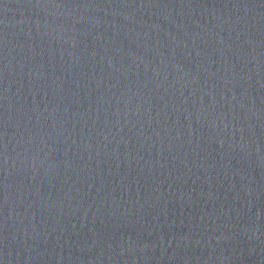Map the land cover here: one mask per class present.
Listing matches in <instances>:
<instances>
[{
	"label": "water",
	"instance_id": "water-1",
	"mask_svg": "<svg viewBox=\"0 0 264 264\" xmlns=\"http://www.w3.org/2000/svg\"><path fill=\"white\" fill-rule=\"evenodd\" d=\"M0 264H264V0H0Z\"/></svg>",
	"mask_w": 264,
	"mask_h": 264
}]
</instances>
